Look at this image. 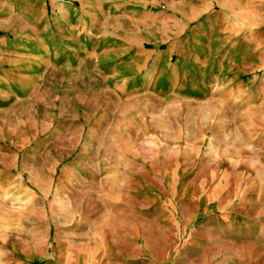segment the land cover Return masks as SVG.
Masks as SVG:
<instances>
[{
  "label": "rangeland",
  "instance_id": "rangeland-1",
  "mask_svg": "<svg viewBox=\"0 0 264 264\" xmlns=\"http://www.w3.org/2000/svg\"><path fill=\"white\" fill-rule=\"evenodd\" d=\"M127 262L264 264V0H0V264Z\"/></svg>",
  "mask_w": 264,
  "mask_h": 264
},
{
  "label": "crops",
  "instance_id": "crops-1",
  "mask_svg": "<svg viewBox=\"0 0 264 264\" xmlns=\"http://www.w3.org/2000/svg\"><path fill=\"white\" fill-rule=\"evenodd\" d=\"M183 1H186V0H183ZM188 1V5L190 6H192V7H195V2L197 1V0H187ZM193 4H194V6H193ZM195 11H196V8H195ZM194 16H195V13L193 14ZM191 18H192V15H191ZM123 264H128V262L127 263H123Z\"/></svg>",
  "mask_w": 264,
  "mask_h": 264
}]
</instances>
